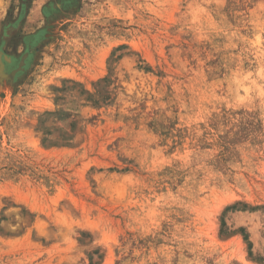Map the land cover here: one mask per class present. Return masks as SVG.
<instances>
[{
    "label": "rangeland",
    "instance_id": "obj_1",
    "mask_svg": "<svg viewBox=\"0 0 264 264\" xmlns=\"http://www.w3.org/2000/svg\"><path fill=\"white\" fill-rule=\"evenodd\" d=\"M0 51V264H264V0H0Z\"/></svg>",
    "mask_w": 264,
    "mask_h": 264
},
{
    "label": "bare ground",
    "instance_id": "obj_2",
    "mask_svg": "<svg viewBox=\"0 0 264 264\" xmlns=\"http://www.w3.org/2000/svg\"><path fill=\"white\" fill-rule=\"evenodd\" d=\"M3 61L9 64L11 62V59L7 55H5L2 51H0V73L4 71V67H3L4 65L2 64ZM20 68L21 67H19L18 69Z\"/></svg>",
    "mask_w": 264,
    "mask_h": 264
},
{
    "label": "trees",
    "instance_id": "obj_3",
    "mask_svg": "<svg viewBox=\"0 0 264 264\" xmlns=\"http://www.w3.org/2000/svg\"><path fill=\"white\" fill-rule=\"evenodd\" d=\"M222 224H223V226H224V222H222ZM242 235H243V237H244V239L245 240H247V233L246 232H242ZM248 241V240H247ZM248 245H250V243L248 242ZM250 253V255H251V252H249ZM256 258V260L257 261H262V262H264V260L262 259V257H260V256H257V257H255Z\"/></svg>",
    "mask_w": 264,
    "mask_h": 264
}]
</instances>
